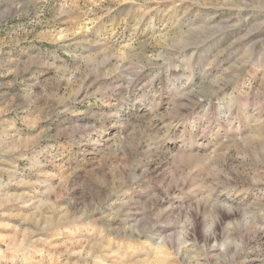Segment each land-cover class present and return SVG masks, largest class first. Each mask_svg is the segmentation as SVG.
<instances>
[{
    "label": "rangeland",
    "instance_id": "374dc122",
    "mask_svg": "<svg viewBox=\"0 0 264 264\" xmlns=\"http://www.w3.org/2000/svg\"><path fill=\"white\" fill-rule=\"evenodd\" d=\"M0 264H264V0H0Z\"/></svg>",
    "mask_w": 264,
    "mask_h": 264
}]
</instances>
